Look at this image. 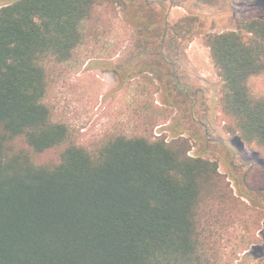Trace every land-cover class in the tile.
I'll use <instances>...</instances> for the list:
<instances>
[{
    "label": "trees",
    "instance_id": "trees-1",
    "mask_svg": "<svg viewBox=\"0 0 264 264\" xmlns=\"http://www.w3.org/2000/svg\"><path fill=\"white\" fill-rule=\"evenodd\" d=\"M131 1L142 18L139 71L151 73L154 88L139 93L151 125L133 135L109 134L93 147L74 143L68 126L54 121L43 63L70 60L97 7L124 1L14 0L0 7V264H220L216 252L209 256L216 233L202 216L207 201L227 196L218 161L191 155L185 136L152 131L157 113L165 123L171 119L168 106H179V96L194 116L191 93L181 85L183 45L195 17L170 24L162 6L176 0ZM205 44L222 80L220 105L231 130L264 148V97L250 87L264 72V17L210 33ZM121 69L122 83L134 77ZM161 89L170 93L164 106L154 97ZM66 143L58 162H39L22 147L43 153ZM244 182L251 186V247L241 248L237 264L249 257L264 264V181L251 170Z\"/></svg>",
    "mask_w": 264,
    "mask_h": 264
},
{
    "label": "rangeland",
    "instance_id": "rangeland-1",
    "mask_svg": "<svg viewBox=\"0 0 264 264\" xmlns=\"http://www.w3.org/2000/svg\"><path fill=\"white\" fill-rule=\"evenodd\" d=\"M12 1L0 0V7ZM123 1L97 7L84 22L82 43L70 60L47 59L43 63L48 83L45 102L54 121L66 124L72 141L78 145L93 147L109 134L133 135L151 125L141 114L140 102L144 98L139 93L144 88L154 90L152 76L149 72L141 74L143 66L135 55L141 13L137 3ZM176 2L177 5L166 2L162 6L170 24L188 15L195 17L193 30L183 45L186 76L181 85L191 93L195 112L191 118L187 108L190 101L179 96V106H168L172 110L171 119L165 123L157 113V125L152 131L154 135L185 136L192 145L191 155L218 161L225 176L223 193L227 196L210 199L202 212L205 227L216 233L208 251L210 257L217 253L220 264H237L238 258L245 254H239L241 248L251 245V186L247 187L244 178L248 176L251 181L252 170L264 181V148L248 145L231 130L232 120L220 105L222 80L216 73L205 37L236 30L251 16L264 17V0H221L215 6L196 4V0ZM156 8L160 10L161 6ZM117 66L123 74L129 72L134 77L122 83ZM250 87L255 95L264 97V72L252 77ZM166 96L170 97L168 89L157 92L156 105L164 106ZM67 145L43 153H35L26 144L22 147L39 162H58Z\"/></svg>",
    "mask_w": 264,
    "mask_h": 264
}]
</instances>
